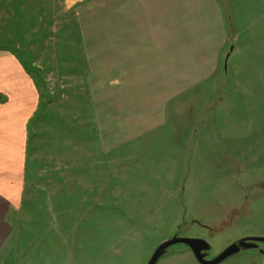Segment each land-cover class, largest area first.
I'll return each mask as SVG.
<instances>
[{"label":"rangeland","instance_id":"rangeland-1","mask_svg":"<svg viewBox=\"0 0 264 264\" xmlns=\"http://www.w3.org/2000/svg\"><path fill=\"white\" fill-rule=\"evenodd\" d=\"M85 14L59 0H0V47L26 65L41 95L30 126L28 203L3 264H148L179 234L208 242L212 260L240 240L264 238V59L238 44L221 60L207 89L226 87L208 92L213 107L194 124L200 133L188 158L172 155L178 166L169 181V138L139 150L140 165L132 145L120 146L116 103H102L116 99L108 86L117 81L87 65ZM158 264L200 263L179 244Z\"/></svg>","mask_w":264,"mask_h":264},{"label":"crops","instance_id":"crops-1","mask_svg":"<svg viewBox=\"0 0 264 264\" xmlns=\"http://www.w3.org/2000/svg\"><path fill=\"white\" fill-rule=\"evenodd\" d=\"M250 1L241 20L239 0H59L86 12L80 36L87 65L117 81L108 86L116 99L102 103H116L124 129L119 137L126 140L120 146L139 152L135 163L142 161L139 150L169 138L173 181L178 163L172 155L188 158L190 140L200 133L194 124L214 104L208 92L226 87L207 89L221 60L238 44L264 59V7ZM25 66L13 50L0 47V264L13 240L14 220L28 203L30 126L41 108L39 85ZM230 264H264V251Z\"/></svg>","mask_w":264,"mask_h":264},{"label":"water","instance_id":"water-1","mask_svg":"<svg viewBox=\"0 0 264 264\" xmlns=\"http://www.w3.org/2000/svg\"><path fill=\"white\" fill-rule=\"evenodd\" d=\"M179 244L186 245L192 251L195 259L200 264H222L229 258L241 253L242 251L260 249V244H264V238H246L240 240L232 244L216 258L208 260L207 257L212 250V247L208 242L195 238H183L177 235L171 240H167L162 243L156 249L148 264H158L161 258L167 254L171 247Z\"/></svg>","mask_w":264,"mask_h":264},{"label":"flooded vegetation","instance_id":"flooded-vegetation-1","mask_svg":"<svg viewBox=\"0 0 264 264\" xmlns=\"http://www.w3.org/2000/svg\"><path fill=\"white\" fill-rule=\"evenodd\" d=\"M178 236H179V237H183L181 234H179ZM182 245H183V244H182ZM169 250H170V249H169ZM169 250H168V252H169ZM190 251H191V250H190ZM168 252H167V253H168ZM210 254H211V252L209 253V256L207 257L208 260H211V259H210Z\"/></svg>","mask_w":264,"mask_h":264}]
</instances>
